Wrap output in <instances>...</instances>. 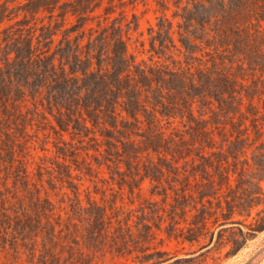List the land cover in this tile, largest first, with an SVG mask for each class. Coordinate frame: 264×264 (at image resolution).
I'll return each mask as SVG.
<instances>
[{"label":"rangeland","instance_id":"374dc122","mask_svg":"<svg viewBox=\"0 0 264 264\" xmlns=\"http://www.w3.org/2000/svg\"><path fill=\"white\" fill-rule=\"evenodd\" d=\"M119 1L106 20L140 70L115 123L0 107V264H264V0H224L222 41V0L205 23L197 0Z\"/></svg>","mask_w":264,"mask_h":264},{"label":"trees","instance_id":"16d2710c","mask_svg":"<svg viewBox=\"0 0 264 264\" xmlns=\"http://www.w3.org/2000/svg\"><path fill=\"white\" fill-rule=\"evenodd\" d=\"M179 1L182 0L174 3ZM197 1L206 11L201 14L203 23L216 15L206 9L204 0ZM10 4L19 5L24 15L15 21L19 25L16 29L11 24L2 26L13 18ZM115 6L116 0H0V107L8 111L9 103L28 93L51 114L56 108L58 113L63 110L70 117L85 113L93 125L101 118L115 123L119 98L124 92L134 95L138 84L132 75L140 70L139 62L129 52L121 25L117 21L113 26L107 23ZM216 6H220L217 10L223 17L214 22L218 33L225 32L222 41L227 38L226 31L232 30L231 23L237 17L233 10L240 5H232L229 10L230 6L222 0ZM41 13L39 31L34 32L31 27L28 32L23 31L20 26L26 24L27 15ZM205 31L204 24L203 34ZM203 34V41H211L209 32ZM212 37L213 41L217 39ZM181 42L186 46L185 41ZM91 97L94 101H90ZM133 105L136 106L135 100L124 109L137 118ZM103 108L101 117L96 111ZM54 116L62 129L68 128L62 117Z\"/></svg>","mask_w":264,"mask_h":264}]
</instances>
